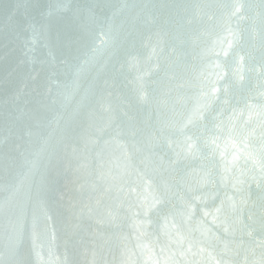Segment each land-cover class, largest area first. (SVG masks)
Segmentation results:
<instances>
[{
    "label": "water",
    "instance_id": "obj_1",
    "mask_svg": "<svg viewBox=\"0 0 264 264\" xmlns=\"http://www.w3.org/2000/svg\"><path fill=\"white\" fill-rule=\"evenodd\" d=\"M0 264H264V0H0Z\"/></svg>",
    "mask_w": 264,
    "mask_h": 264
}]
</instances>
